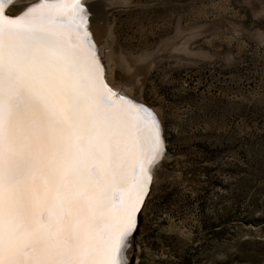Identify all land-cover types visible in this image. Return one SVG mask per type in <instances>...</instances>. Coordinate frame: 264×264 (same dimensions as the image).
Returning <instances> with one entry per match:
<instances>
[{
  "label": "rangeland",
  "instance_id": "374dc122",
  "mask_svg": "<svg viewBox=\"0 0 264 264\" xmlns=\"http://www.w3.org/2000/svg\"><path fill=\"white\" fill-rule=\"evenodd\" d=\"M105 2L82 1L88 25L108 19L102 55L159 60L127 86L155 110L164 156L122 264H264V46L245 32L264 36V0ZM191 32L202 54L175 55Z\"/></svg>",
  "mask_w": 264,
  "mask_h": 264
},
{
  "label": "snow or ice",
  "instance_id": "6c2138e0",
  "mask_svg": "<svg viewBox=\"0 0 264 264\" xmlns=\"http://www.w3.org/2000/svg\"><path fill=\"white\" fill-rule=\"evenodd\" d=\"M0 0V264H122L155 116L104 83L81 0ZM75 38L76 42H73Z\"/></svg>",
  "mask_w": 264,
  "mask_h": 264
},
{
  "label": "bare ground",
  "instance_id": "6f19581e",
  "mask_svg": "<svg viewBox=\"0 0 264 264\" xmlns=\"http://www.w3.org/2000/svg\"><path fill=\"white\" fill-rule=\"evenodd\" d=\"M38 1L41 2V0H14L13 1L14 2L13 6L11 8H9V6L12 3H9L8 11H9L10 14H12V15L14 14L15 15V14H18L28 4H31V3H34V2L39 3ZM108 1H110V0H104L105 4ZM111 1H112V3L115 4V3H118V2L122 3V1L123 2H127L128 0H111ZM109 4L110 3H108V7H109ZM12 8L13 9L16 8L17 11L13 12ZM104 12H106V11H104ZM87 14L88 13H86V15ZM101 19H103V23L102 22H96V23H94L92 25L90 24L91 26L89 25L88 27L90 29V33L92 35L93 41H94L96 47L98 48V50L100 52V62H101V64L104 67V70H105V73H106L105 76H107L108 80L111 82L112 80H111L110 77L114 74V73L112 74V72L115 71V69L117 67L125 70V72L127 74L126 78L128 79V81L126 83L122 82V83H117L116 84V82H114V81H112L111 83L114 84V86H117L118 88H121L122 90H124L125 92H127L131 96L132 95L131 94V90L129 89L131 87H129V86L130 85L133 86V84L134 85H138L136 83L137 82V80H136L137 76L140 73H143L144 70H146L148 68L150 69V67L154 64L153 62H156V61H159V60H156L155 59V54H153L151 52L150 53H144V54L138 55L136 57H133L132 60H131L132 61L131 66H129V64H128V66H126L127 63L125 64V62H124L125 60L122 61V60H120V58H117V57L111 55L110 53L105 52V55H102V47H104V43L103 42L105 40H107L108 36L111 35V37H113L112 36L113 34H112V31H111V28H109L110 26H108V19L106 18V15H104ZM88 20H89V18H88ZM91 22H92V20H91ZM98 31L100 32L99 34H100V36L102 38L98 36ZM192 38H193V33L192 32L190 34H188V36H186L185 34H181L179 39H177L173 44L171 43L172 44V49L175 50L174 54L177 55V56L180 55L181 57L182 56L184 57L183 53H186L189 56L190 55H192V56L201 55L202 54L201 52L199 54L198 52H194V51L192 52L190 50V48H189L190 46L189 45H190V41H191ZM262 39L264 40V36L262 37ZM189 56H186V57H189ZM114 57L116 58V60L114 59ZM129 67H131L132 71H130L131 69L129 70ZM127 86L129 88H127ZM134 98L141 102V100L139 98H136L135 96H134ZM132 104L137 105L134 102H132ZM158 120H159V118H158ZM159 123H160V121H159ZM153 180H154V178H153ZM157 182H158V180L156 181V183Z\"/></svg>",
  "mask_w": 264,
  "mask_h": 264
},
{
  "label": "water",
  "instance_id": "95a60500",
  "mask_svg": "<svg viewBox=\"0 0 264 264\" xmlns=\"http://www.w3.org/2000/svg\"><path fill=\"white\" fill-rule=\"evenodd\" d=\"M82 1L83 0H81V3H82ZM39 2V1H38ZM12 3V2H11ZM40 3V2H39ZM36 2H34V3H31V4H28L26 7H24L18 14H10L9 13V11H8V6H9V3L8 4H6V7H5V9H4V13H5V15H7V16H9V17H19V16H21L24 12H26L29 8H34V7H36ZM82 6L84 7V9H85V6H84V4L82 3ZM85 14H86V10H85ZM89 23H88V18H87V31H88V33H89V39H90V41H91V43L95 46V51H96V53H97V57H98V59H99V61H100V52H99V50H98V48L96 47V45H95V43H94V41H93V38H92V35H91V33H90V29H89V25H88ZM245 32L247 33V35L251 38V39H253V40H257L262 46H264V40H262L260 37H261V32H260V30L259 29H247V28H245ZM73 41L74 42H76L75 41V38H73ZM100 65L103 67V65L101 64V62H100ZM105 70H104V67H103V75H104V83H106L107 85H108V87L110 88V89H112L114 92H116L117 93V96H120V95H123L127 100H129V101H131V102H134V103H136L138 106L139 105H142L144 108H146V109H148L154 116H155V118H156V120L158 121V124H159V129H160V140H161V146H162V152H161V154L158 156V158H157V160L149 167V175H150V177H151V180H150V182L148 183V185H147V191H146V194H145V196H144V199H143V203L141 204V206H140V210L137 212V214H136V222H137V220H138V216H139V213H140V211L142 210V208H143V206L145 205V203H146V201H147V198H148V196H149V194H150V191H151V189H152V185L153 184H155V182H154V180H153V173H154V169H155V166H156V164L163 158V156H164V145H163V137H162V128H161V126H160V123H159V120L157 119V116H156V113H155V110L153 109V108H151V107H148L147 105H145L142 101L140 102V101H138L137 99H135L134 98V96H130L127 92H125L124 90H122L121 88H118L117 86H114V84H112L109 80H108V78H107V76H105ZM129 238V237H128ZM128 238H127V240H126V242H125V244L127 243V241H128ZM124 250H125V247L121 250V253H120V258H121V261H122V259H123V261H124Z\"/></svg>",
  "mask_w": 264,
  "mask_h": 264
}]
</instances>
